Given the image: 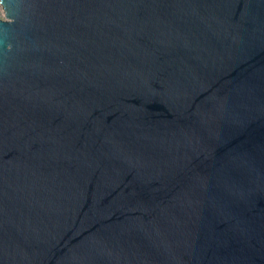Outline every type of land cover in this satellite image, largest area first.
<instances>
[{
	"label": "water",
	"instance_id": "1",
	"mask_svg": "<svg viewBox=\"0 0 264 264\" xmlns=\"http://www.w3.org/2000/svg\"><path fill=\"white\" fill-rule=\"evenodd\" d=\"M0 5V264H264V0Z\"/></svg>",
	"mask_w": 264,
	"mask_h": 264
},
{
	"label": "rangeland",
	"instance_id": "2",
	"mask_svg": "<svg viewBox=\"0 0 264 264\" xmlns=\"http://www.w3.org/2000/svg\"><path fill=\"white\" fill-rule=\"evenodd\" d=\"M0 19H3V20L5 19L4 12H3L1 5H0Z\"/></svg>",
	"mask_w": 264,
	"mask_h": 264
}]
</instances>
